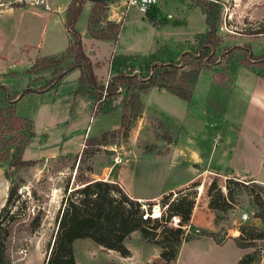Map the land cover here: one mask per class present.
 Listing matches in <instances>:
<instances>
[{
    "label": "crops",
    "instance_id": "0c3cea01",
    "mask_svg": "<svg viewBox=\"0 0 264 264\" xmlns=\"http://www.w3.org/2000/svg\"><path fill=\"white\" fill-rule=\"evenodd\" d=\"M37 1L0 0V84L8 85L12 94H17L29 85L35 89L20 97L15 105L17 114L26 118L32 128L29 142L22 151L23 160H48L75 155L79 156L77 160L80 161L87 138L99 137L121 128L122 108L119 106L118 108L114 102L118 97L122 98L124 92L120 91L111 99V103L113 102L111 108L107 107L109 109L93 117L95 97L89 93L77 92L81 76L79 68L72 72L75 78L72 76L67 86L60 84L47 90H37L51 80L57 71L66 70H59L61 65L30 71L38 58L58 56L69 47L71 37L66 28V18L73 0H45V3L50 5V10L43 4L36 3ZM94 1L96 0L85 1L75 23V29L82 35L84 49L92 60L98 80L105 83L109 79L104 81L101 78L103 75L100 76L98 72L101 65L108 64L109 78L118 73L113 70L114 62L118 63L116 69H120L123 63L120 59L113 60L115 53L105 60L95 58L96 48L102 42L113 45L117 44V41L98 39L91 33L89 21ZM127 10L124 5L109 0L108 9L99 16L102 19H97L99 24L95 23L94 28H104L109 21H123L120 39L128 26L129 19L125 20ZM153 11L154 9L149 13L150 21L153 25L159 26L157 17L152 16ZM131 62L127 60L125 65H130ZM240 69L245 68L235 71L233 82L225 92L223 105V100L216 91L217 86L209 76L205 88H200L199 77L197 87L189 100L167 88L151 87L142 92V110L134 118L131 128L135 131L134 135L132 136L130 132L119 145L106 144L101 150L96 151L91 158L92 168L86 176L91 180L118 182L132 198L146 200L162 197L173 189L201 181L203 177L211 175L226 177L227 171L231 173L239 171L241 175L264 186V75L247 69L246 73L239 75ZM18 79L23 81L16 82ZM151 91L159 96L158 100L153 99L151 102L152 98L148 96L146 101V96ZM0 99H5L3 90H0ZM67 113L69 116H65ZM42 119L45 122L43 128L39 125L43 122ZM39 129L40 136L44 137L38 138V143L33 144ZM217 136L220 138L218 143L214 139ZM72 137L82 139L79 151L68 153L56 150V147ZM147 144L150 148L146 149ZM35 146L46 150L47 153L38 158L24 156L26 150L35 149ZM119 149L128 152L130 156L125 155L123 162L116 163L114 150L122 155ZM126 163L130 165L114 172L113 167ZM7 168V162L0 160V212L7 202L11 187L6 178ZM256 219L260 228L264 229L262 218ZM57 228L55 227L56 231ZM55 234L53 233L52 241ZM140 239L139 231L133 232L127 242L131 255L125 257L118 251L111 250L117 254L114 260L122 264H132L136 252L134 245ZM230 239L232 238L223 243ZM198 240L208 243L216 252L215 257L204 253L199 247V242L203 250L206 249L202 241ZM188 244H191V247L184 253ZM224 244H219L211 235L184 240L175 262L235 264L251 252L249 247L242 251L234 247V257H229L220 249ZM155 252L160 256L161 251L158 248H155L150 256L155 255ZM208 256H211V259H207ZM152 257L148 258L149 263L152 262ZM258 264H264V256L263 261Z\"/></svg>",
    "mask_w": 264,
    "mask_h": 264
},
{
    "label": "rangeland",
    "instance_id": "374dc122",
    "mask_svg": "<svg viewBox=\"0 0 264 264\" xmlns=\"http://www.w3.org/2000/svg\"><path fill=\"white\" fill-rule=\"evenodd\" d=\"M113 2H118L128 9V14L125 17V20L129 19L127 21L128 26L120 39L118 38L119 41L118 39L116 40L117 44L111 45L109 42H102L96 48L95 58L105 60L115 53L113 60L117 61L120 59L123 63V66L119 65L121 66L120 69H116L118 68V63L114 62L113 70L115 72L126 73L129 71L128 67L132 65L138 68L146 58L153 54L158 55L161 61L171 60L177 64L184 51L191 48L196 51L200 46L197 37L202 34L205 35L209 30L206 14L204 13V9L207 8L211 15L210 19L216 27V34L213 36L217 42L216 55L219 59L201 70L196 81L190 87V90L192 88V93L197 87L199 77H201L200 88H205L209 76L212 78L214 85L216 84L217 86L218 90L216 91L222 98L223 105L225 92L232 84L233 75L239 68H245L239 70V75L246 73V67L249 68L247 70L264 75V67L255 65L249 67L237 61L239 56L243 57L244 52L236 49L237 47L248 46L254 56L264 55V0H158L157 5L153 8L152 16L157 17V19L153 18L159 21V26L153 25L150 21L149 13L152 10L148 14H143L136 7L130 6L128 0H113ZM99 18L102 19L97 16L98 20ZM153 18L152 20H154ZM95 23L97 24L98 21ZM229 48H233L232 52L229 56H223ZM127 60L132 61L130 65H125ZM73 61L71 58L67 59L61 64L62 66L58 65L61 66L59 70L66 69ZM178 66H181L177 71L179 76L183 69H186L184 71L189 69L183 64ZM76 69L67 72L56 85L63 84L67 86L68 81L73 76L72 72ZM98 72L100 76L103 75L101 78L104 81L115 76L108 78L107 63L101 65ZM144 74L146 75L147 71ZM214 75H216V78H214ZM247 76L249 77V75ZM73 77L75 78V76ZM22 81V79L16 80V82ZM107 82L108 80L104 84L106 85ZM179 82L181 80L175 81V84ZM136 85H140V82L137 81ZM29 87L32 88L29 85L20 92ZM9 89L11 90L10 87ZM120 91L124 92V94L122 98L118 97L117 99L119 100L116 99L114 103L117 107L122 108V124L124 121L125 126L109 132L106 144H113L114 146L119 145L130 132L132 136L134 135L135 131L131 129L133 120L142 109L141 107L138 110L137 108L134 109L131 104L139 103L141 106V94L144 92L141 89L126 91L123 88ZM132 93L134 95L137 94L138 98L133 96ZM148 96L152 98L151 102L153 99H159V96L157 97L153 91L148 92L146 101ZM111 101H106L105 106L111 108L110 105L113 103ZM0 104V107L4 109L9 107L5 99H0ZM125 106H129L127 110ZM68 113H70V109ZM68 113L65 116H69ZM123 114H126V117L124 116L123 118ZM44 123L43 120L39 125L43 128ZM10 125L12 126V122L9 120L1 128L0 151L6 155V160H4L8 165L6 178L11 186L16 187V191L12 198L6 202L4 209L0 213V259L6 256L7 264H46L53 243L52 236L53 233L55 234V227L57 228L58 218L64 208L67 197L73 195L71 191L84 186L88 180H91L86 175L90 173L92 168L91 158L93 155L87 157L84 154L81 163L78 161L79 156L75 157V155L59 156L48 160H35L31 164L17 162V158L23 160L21 155L25 147H22L23 141L17 134L19 124H13L12 130L9 128ZM28 129H24L25 134H27ZM40 132L41 129L37 131L33 144L38 143V138L42 139L44 137V135L40 136ZM214 139H218V142L220 141L219 136ZM81 140L79 137H72L56 147V150H59L58 152L76 153L81 148ZM91 148L97 149L96 146H87V149ZM145 148H150V145L147 144ZM114 151L116 156L120 155L117 150ZM119 151L124 159L125 155L130 156L128 152L122 149H119ZM45 153H47L46 150L35 146V149L26 150L23 154L27 158H38L39 156H44L43 154ZM116 156L114 157L115 160ZM129 165L126 163L122 166L113 167L114 172H117L121 167ZM226 174L224 173L226 177L218 175L203 177L201 181L191 183L188 186H184L182 190L177 191L176 198L187 195V199L194 201L191 218L186 221L192 225L188 238L214 234V238L219 244H224L225 240L232 238L226 241L224 245H221L223 248H220L229 257H234V247H238L241 251L249 247L251 249L250 255L253 257L251 264L261 263L264 256V240L248 239V237H257L262 230L256 219L259 215L258 208L250 194V190L253 188L252 185L260 184L252 180H249V184H246L236 178L233 179L234 173H231V171H227ZM172 196L170 195L169 197ZM78 197H81V195L77 193L75 198ZM244 211H247L251 216L247 221L241 219V214ZM37 215L41 216L42 222L41 226L34 230L32 223ZM164 227L162 226L160 230H163ZM244 227L248 228L247 232ZM237 228L245 234L247 239L245 236L236 237L237 233L235 230ZM195 229H199L200 232H195ZM158 233L161 232L159 231ZM158 235L156 239L161 240L163 235ZM198 241H202L206 250H203L201 242H199V247L204 253L211 254L212 258L215 257L214 253L216 252L208 243L203 240ZM134 247L136 252L132 258V264H143L145 262L146 264H151L154 261H162L161 257L155 252V255H151L153 256L152 262H148V258L151 259L150 254L154 252L155 248L162 251L160 246L140 239L137 240V244ZM190 247L191 244H188L184 253ZM24 249H27V252ZM75 253L78 264H105L115 261L114 257L117 255L116 252L107 250L90 239L77 241ZM207 259H211V256H208ZM239 261L235 264H238ZM175 264L178 263L175 262Z\"/></svg>",
    "mask_w": 264,
    "mask_h": 264
},
{
    "label": "trees",
    "instance_id": "16d2710c",
    "mask_svg": "<svg viewBox=\"0 0 264 264\" xmlns=\"http://www.w3.org/2000/svg\"><path fill=\"white\" fill-rule=\"evenodd\" d=\"M86 0H73L71 3L67 18L66 28L71 37L69 47L66 51L57 56L38 58L30 71H39L46 68L61 65L69 58H73V62L66 68V70L57 73L45 85L37 88L39 91L53 88L61 78L69 71L79 68L81 76L79 77L78 93H89L95 97V105L92 111V116H98L102 111L107 110L105 102L111 100L120 92V89H141L148 90L151 87L167 88L180 97L189 100L192 97V88L190 87L196 81L198 75L204 67L217 61L219 57L216 55V40L213 35L216 33L214 22L210 19L209 10L204 9L206 14L207 24L209 30L205 35L197 37L200 46L195 51L190 49L181 54V59L176 64L175 62L161 61L158 55L153 54L146 58L138 68L134 65L128 67V72L117 73L106 87L101 83L95 72L94 65L91 58L86 54L84 49L82 35L75 29V23L81 13L83 4ZM109 7V0H96L91 13L89 26L90 31L94 37L98 39H113L117 40L123 29V21L113 22L109 21L106 27L95 29L94 24L97 21V16H101ZM233 48H229L223 56H229ZM242 50L243 57L239 56L237 61L246 66L264 67V55L254 56L248 46L237 47ZM189 68L181 75H178V68L182 65ZM147 71V74L144 73ZM216 78V75H214ZM181 82L175 84V81ZM140 85H136V82ZM191 83V84H190ZM0 90L5 92V101L9 107L4 109L0 107V132L1 128L7 121L12 122L10 130L13 129V124H19L17 127V134L22 139V147H25L29 142V137L32 134L31 123L24 117H21L16 112L17 100L25 94L34 91L35 89L29 87L23 92L12 94L9 88L5 85H0ZM133 96L138 95L132 93ZM138 98V97H137ZM1 105V104H0ZM140 109V104H131V107ZM126 110L129 106H125ZM126 117V114H123ZM125 120V119H124ZM125 126L123 121L122 127ZM29 128L27 134L24 129ZM109 132L102 134L99 137H90L85 140L86 148L82 151V157L79 163L82 162L83 155L91 157L102 146L106 145ZM87 146H96L97 149H87ZM0 160H6L5 153L0 151ZM17 162L23 164H31L35 160H22L17 158ZM250 194L253 197V202L257 206L258 216L264 221V187L260 185H252ZM16 191V187L11 186L9 190L8 200H10ZM73 195H69L66 199L64 208L58 218V228L55 234L54 241L51 246L50 256L46 264H78L75 244L78 239L89 238L95 244L107 249L118 251L122 256H130L131 251L127 245L129 237L134 231L139 230L141 239L154 243L162 248L160 257L162 261H154L151 264H175L179 249L184 240H189L184 235V231L180 228H173L162 223L151 226V229L146 228L149 222L142 219L141 204L138 200L132 198L118 182L109 180H88L82 187L71 191ZM81 197L75 198L76 194ZM167 197V195H166ZM187 195L177 198L174 206L171 208L174 213L180 214L186 222L190 220L192 214L193 200L187 199ZM4 207L1 209V211ZM1 213V212H0ZM42 218L37 215L33 219L32 227L34 230L41 226ZM165 226L163 230H160ZM248 231L247 227H244ZM161 233H158V232ZM162 234V239L157 240L156 236ZM213 237L214 234H206ZM245 235V234H244ZM247 239V237L245 236ZM250 240L263 239L264 229L260 231L257 237H248ZM245 247V246H244ZM248 253L244 255L238 264H251L253 257ZM6 256L0 259V264H7ZM105 264H122L118 261H110Z\"/></svg>",
    "mask_w": 264,
    "mask_h": 264
},
{
    "label": "built area",
    "instance_id": "2783aa9c",
    "mask_svg": "<svg viewBox=\"0 0 264 264\" xmlns=\"http://www.w3.org/2000/svg\"><path fill=\"white\" fill-rule=\"evenodd\" d=\"M36 3L43 4L47 10L51 9L50 5L45 3V0H38ZM157 3L158 0H128V4L130 6L136 7L143 14H148L157 5ZM111 79H109L108 82ZM108 82L105 85L106 87L108 86ZM215 142H218V139H215ZM83 148H85V145H83ZM123 161L124 157L122 155L116 156V163H121ZM233 176V179L236 178L240 182H244L246 184H249V182L252 180L247 176L241 175L239 171H235ZM179 190H182V188L173 189L162 197H158L152 200L136 199L141 204L142 219L150 223L146 228L151 229L152 225L158 224L160 222L169 227L182 229L184 231V235L188 237L192 228L191 223L185 222L180 214L174 213L173 210H171V208L174 206L175 201L177 200L176 196L177 191ZM170 195L173 196L169 197ZM250 217L251 216L247 211H244L241 214V219L243 221H247ZM195 232H200V230L195 229ZM235 232L237 233L236 237L245 236L244 233L238 228L235 230ZM24 251L27 252V249H24Z\"/></svg>",
    "mask_w": 264,
    "mask_h": 264
}]
</instances>
